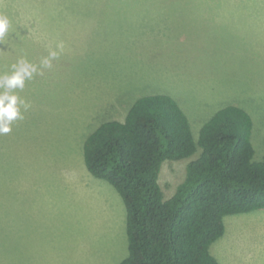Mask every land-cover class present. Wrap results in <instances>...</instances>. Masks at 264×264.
<instances>
[{"label": "rangeland", "instance_id": "obj_1", "mask_svg": "<svg viewBox=\"0 0 264 264\" xmlns=\"http://www.w3.org/2000/svg\"><path fill=\"white\" fill-rule=\"evenodd\" d=\"M179 1L0 0L11 22L0 74L21 58L38 67L11 93L28 105L23 118L0 134V264H117L127 254L124 203L88 172L83 142L101 122L123 120L140 96L172 97L195 141L216 111L241 107L253 158L264 156V0H238L204 31L198 18L220 11ZM50 51L57 57L41 67ZM199 151L162 162L165 199ZM223 221L210 244L219 262L264 264V208Z\"/></svg>", "mask_w": 264, "mask_h": 264}, {"label": "trees", "instance_id": "obj_2", "mask_svg": "<svg viewBox=\"0 0 264 264\" xmlns=\"http://www.w3.org/2000/svg\"><path fill=\"white\" fill-rule=\"evenodd\" d=\"M251 130L249 114L228 105L201 126L195 141L172 97L147 94L123 120H105L90 132L84 165L117 191L126 211L127 254L117 264H221L210 244L223 235L224 217L264 208V156L253 158ZM197 148L165 199L158 183L162 162Z\"/></svg>", "mask_w": 264, "mask_h": 264}, {"label": "clouds", "instance_id": "obj_3", "mask_svg": "<svg viewBox=\"0 0 264 264\" xmlns=\"http://www.w3.org/2000/svg\"><path fill=\"white\" fill-rule=\"evenodd\" d=\"M11 28L10 19L5 15H0V43H3ZM58 48L63 45H58ZM58 53L50 51L48 57L41 60V67H51V59L56 58ZM38 72V67L28 60L21 58L10 65V72L0 74V88L4 89L0 93V134L11 131V123L16 119H22L21 107L25 110L28 105L17 95L11 94L13 90H22L25 81L32 79Z\"/></svg>", "mask_w": 264, "mask_h": 264}, {"label": "crops", "instance_id": "obj_4", "mask_svg": "<svg viewBox=\"0 0 264 264\" xmlns=\"http://www.w3.org/2000/svg\"><path fill=\"white\" fill-rule=\"evenodd\" d=\"M155 1H159L162 3H175V1H178L180 3L179 0H155ZM237 1L238 0H201L200 2H204L206 4H209L211 6V10L213 11H220V12H209L210 14H206L203 17H201L199 20V24L201 25L203 31L215 26L216 24H214L212 21H216V20H226L229 19L227 16L228 13H225L226 11H236L237 10ZM191 3V2H188ZM196 3V2H193ZM198 3V2H197ZM235 14V13H233ZM71 24H74V21H71ZM63 26H58V29H62ZM56 29V27L54 28ZM49 32L45 31L44 29V33H43V39L44 41H47L49 39H51V36H49ZM58 41L59 39L57 37H52V42L53 40ZM55 44V42H53ZM184 49H187L189 51L193 50L194 46L193 45H186L183 46Z\"/></svg>", "mask_w": 264, "mask_h": 264}]
</instances>
